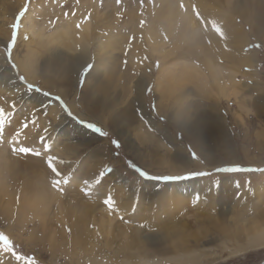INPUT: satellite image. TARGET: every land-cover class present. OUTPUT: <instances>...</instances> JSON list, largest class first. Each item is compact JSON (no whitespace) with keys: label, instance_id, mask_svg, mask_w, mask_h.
<instances>
[{"label":"rangeland","instance_id":"obj_1","mask_svg":"<svg viewBox=\"0 0 264 264\" xmlns=\"http://www.w3.org/2000/svg\"><path fill=\"white\" fill-rule=\"evenodd\" d=\"M23 1L0 0V147L7 152L17 142L24 147L29 134L30 147L41 156L20 155L30 173L24 177V168L16 181L35 183L26 193L31 201L27 213L21 200L9 204L0 190V236L25 256L17 262L0 240V264H96L91 260L96 254L103 264H263L264 248L248 243L255 230L264 228V219H257L264 214V0H185L207 10L199 13L205 23L197 20L199 10L193 11L198 30L163 33L152 26L131 29L130 37L121 30L108 39L94 17L99 25H112L124 18L121 11L90 7L84 9L93 21L88 42L81 41L84 31L76 27L82 17L74 6H64L69 0H26L24 8ZM13 22L19 26L15 47ZM212 22L222 29L223 39ZM210 32L221 41L209 42ZM85 52L88 59L78 57ZM25 63L30 74L23 70ZM162 92L167 98L160 103ZM204 116L211 119L210 136L196 152L188 133ZM48 142L50 152L42 147ZM192 152L199 159L193 160ZM48 156L59 162L64 183L59 191L51 184L39 194L40 182L29 165L36 176L46 172ZM227 168L242 171H223ZM140 169L157 177L206 175L166 181L144 179ZM47 178L56 179L54 174ZM246 184L251 185L247 190ZM13 188L17 198L23 186L13 182ZM80 191L96 194L84 198ZM109 196L115 201L111 211L104 203ZM78 198L94 205L87 216L90 230L105 236L96 240L105 253L90 259L87 251L67 245L72 219L63 220V227L59 221ZM117 212L122 215L107 228ZM108 233L114 236L108 235L112 245H107L113 249L101 243Z\"/></svg>","mask_w":264,"mask_h":264},{"label":"bare ground","instance_id":"obj_2","mask_svg":"<svg viewBox=\"0 0 264 264\" xmlns=\"http://www.w3.org/2000/svg\"><path fill=\"white\" fill-rule=\"evenodd\" d=\"M184 1L185 0H119V2H118V0H69L64 6H74L72 9L75 10V11L76 10L78 11L77 15L82 17V19H83L82 22H81V26H80V29L84 31V34L81 36V41L85 40V41L88 42L89 41V28L91 27V22L93 24V21H92V19H90L88 17L87 14L84 13V11H85L84 9H87V8H90V7H95L96 10H100V11H102L105 8H108V9L113 8V10L118 9V12L121 11L119 16L120 17H124V18L123 19L116 18L112 25L111 24L106 25V23H102L101 25H99V22L96 19V16L94 17V24L97 25V26H102L106 30V32H104V35H105L106 39L112 37L115 32H119L121 30H124V37H125L126 34L128 35V37H130L131 32H128L129 30H131V29H141V28L152 27V26H157L163 33H171L173 31L181 30V29H183V30H198V28H196L198 25H197L196 21L193 20V14H194L193 13V5L189 4L188 1H186V2H184ZM25 2H26V0L23 1L22 7L25 6ZM142 3H146V5L143 6ZM181 4L184 5V8L180 7ZM197 7L198 8H195V9L199 10L198 13L207 14V10L203 6H197ZM62 8H63V6H62ZM27 17L24 18L23 20L27 19ZM209 21H210V19L208 20V22ZM13 24H14V22H13ZM23 24L25 25V21L22 23V25L20 27L21 28V32L23 31L22 30ZM121 25H123L122 27L124 29L123 28H119V26H121ZM32 29H34V27H32L31 30ZM31 30H29L28 33L31 34ZM68 33H69V30H68L67 33L63 32V36H65V38H63V39L68 38ZM22 36L24 37V33H23ZM231 37H232V43H233V39L235 38V35H232ZM229 39H230V36L227 38V40L225 39L226 42L229 41ZM208 40H209V42H212V43L221 41V39L217 35H215L214 32H210L209 33ZM24 41H26V40H24ZM235 48H237V47L235 46ZM237 49H239V48H237ZM214 50L216 51V49H214ZM237 51H236V53L238 54ZM177 53H178L177 51L174 52L173 56H176ZM179 53H181V52H179ZM231 54H233V53L231 52ZM191 56H193L192 53H191ZM237 56H240V54H238ZM78 57L81 58V59H86V58L88 59L89 58V54H88V52H85V53H82V55H80ZM195 57H198V55L196 54ZM235 58H237V57H235ZM28 64H30V63H25L23 65V70L26 71V74H30V72H31L30 65H28ZM20 67L22 68V63H20ZM29 79L31 81H33L32 77H29ZM138 94H139V97H137V99H140V102H142V100L144 99L142 97V93L139 92ZM165 94H166L165 92H162V94L160 96L161 97L160 103H162V101L167 98V96ZM48 101H46V102H48ZM41 104H42V102H41ZM109 105H111V103L110 104L107 103V106H109ZM163 106H164V104H163ZM43 108H44V106H43ZM48 110H51V108L48 109ZM54 110H56V109L54 108ZM40 111H42V110L40 109ZM47 112H49V111H47ZM51 112H53V110ZM37 118L39 119V117H37ZM44 118H45V116H44ZM63 120H65V119L63 118ZM209 120H211L209 117L204 116L202 121L199 124L196 123V122H195V124H193L192 129L188 133V141L191 142L192 149L194 151H196V152H197V150L200 149V147H202V145H203L202 143L204 142V140L210 136L211 129H209L210 126L207 127V123H208ZM66 121H68V120L66 119ZM4 129L8 130L9 128L7 129V126H5ZM37 141H39V140H37ZM23 142H25L24 147H26V146L30 147V144L33 142V137H31V135L28 134V136L25 137ZM47 144L48 145H46V146H49L50 143L48 142ZM17 145H18V142L16 143L15 146H17ZM46 146H44V147L47 149ZM12 147H14V146H12ZM17 147H19V146H17ZM0 151H1V155H2V161H3V165H2V167L0 169V176L2 175V180H0L1 181L0 190L2 191L3 195H6L7 202L9 204H12V202H17L18 200H21V203H20L21 204V209H22V211L24 213H27L29 208H30L31 201L29 199H27V198L30 197V194H26V193H28V191L32 188V186H34L35 183L28 182L27 178L22 183H18L16 181V178H17V175H18L19 171H23L24 168H25L20 163L21 162V158L24 155H22V154H15L14 155V154H12V152H13L12 150L10 151L11 152L10 153V152L4 151L3 148L1 149V147H0ZM20 155H21V158H20ZM55 161H53V166H55L57 168L58 172H62V171H60L61 168L59 166V162H57V161L55 162ZM29 166H30L29 169L31 168L32 171H33L32 172V178H34L35 180H38V182H40L36 186L37 190H39L41 188L40 191H39V194H40L42 191H44L45 187H49V185L52 184V182H48V180H49L48 178L49 177L47 178V176L49 174H53V173L51 172L50 169H48V171H46V172L45 171H41L40 174H38L36 176L35 173H34V167L33 166L31 167V165H29ZM25 170H26V172L24 174H22V175L24 177H27L29 175V173H30L28 171V165L26 166ZM44 173H45V175H44ZM13 182L17 186L19 184L21 185V187L23 186V189L19 188L20 189L19 192L21 194H18L17 198H16L15 192L11 191L12 189H14L13 188ZM250 186H251L250 184H246V185H244V188L247 190V188H249ZM52 188H54V187H52ZM32 189H34V188H32ZM95 190H96V188H95ZM23 191H25V193ZM244 191L242 193H244ZM248 191L247 192L245 191V192L248 193ZM242 193H240V194H242ZM94 194H96V192L93 193V192H88V191H80V194L78 193V195L81 196V197L91 198V199H93L95 197ZM55 196H56V193L52 192V190H51V192H50V200L52 202H53V199H54ZM251 196L253 197V195H251ZM222 198H223V196H222ZM55 199H54V201H55ZM224 201H225V199L222 200V202H224ZM250 202H251V200L248 201V203H250ZM72 203L73 204H70V207H69L70 210H69V212L67 214V217L64 216L63 214H60L61 216L59 217L60 218L59 221L62 224L61 227H63L65 225L63 220H66V218H68V216L72 219L71 223L68 224V229H67L68 231L65 230V231H67V233L70 232L69 234H70V237H71L70 241L67 242L68 247L69 248L73 247V250H76L78 253H79V251H82V252L87 251V252H85V256L89 254V256H88L89 259H90V257H92L91 256L92 254L94 255V253H96V252L98 253V251L99 252L101 251V253H105V248H103L104 246L99 247L101 245L100 242L99 243L96 242V240H98V239H99V241H100V239L102 240V237H101L102 233H100L99 231H96V232L94 231L93 232V230H90L91 225L88 222V217L87 216L89 215V213L92 214L95 211V208L93 209L94 205L92 204V207H90V204H87L88 205L87 206L85 203L80 201L79 198L75 199L74 202H72ZM34 206L36 208H38V207L41 208V205L38 204V203L35 204ZM181 207H183V206H181ZM120 212L128 213L127 210H122ZM120 212H117L114 216L113 215L110 216V221H109L110 225L107 228H109V229L112 228L113 221H115L117 217L122 215V213H120ZM70 218H68L67 220H70ZM258 218L259 219H264V214L262 213L261 215H258L257 219ZM263 221H262L263 224H261V223L260 224L264 226V222ZM260 224H259V226H261ZM62 230H63V228H62ZM139 230L134 232V234H135V236L137 238H138V234L140 232ZM109 234L111 235L113 233H108L107 234L106 243H103L104 240L101 242L102 244H105V247L107 245H112L109 242V241H111V239H109L110 238ZM252 234H253L252 236L250 235L251 238L249 239L248 247L252 248V249L264 248V228L263 229H259V230H255V232L252 233ZM113 237L111 235V238H113ZM103 238H105V236H103ZM67 240H69V239H67ZM95 242L97 244H94ZM107 247L109 249H111V248L113 249L112 246H111V248H110V246H107ZM71 250H72V248H71ZM244 250H246V249H244ZM101 253H99V255ZM103 255H105V254H103ZM106 255H105V257H107ZM95 256H97V254L94 255V257H92L91 260H93V258H94L93 262H95L96 264H103V262H104V261H102L103 258L101 256H99V257L102 258V259L100 258V260H99V259H97L99 257H95ZM109 256L110 255H108V257ZM108 260H107V262H108ZM187 261H185V262L187 263ZM192 262L194 263V260Z\"/></svg>","mask_w":264,"mask_h":264},{"label":"snow or ice","instance_id":"obj_3","mask_svg":"<svg viewBox=\"0 0 264 264\" xmlns=\"http://www.w3.org/2000/svg\"><path fill=\"white\" fill-rule=\"evenodd\" d=\"M119 2V0H118ZM181 8H184V5L181 4L180 5ZM27 11V9H25L24 11H21L19 13L20 17L23 18L24 15H25V12ZM193 11L195 12L196 9H195V6H193ZM196 17H197V20H199L201 23H205V21L200 17L199 13L197 12L196 13ZM13 29H14V32H13V38L11 40V46L12 47H15L16 46V36L18 34V24H14L13 26ZM77 28L80 27L79 24L76 25ZM212 27H213V30L223 39L224 38V33L222 31V29L218 26H216L215 22H212ZM259 46V45H258ZM10 59V57H9ZM12 67H16V65H12ZM22 80L24 79L23 77H20ZM29 89H32L33 88V85L32 84H29L28 85ZM38 90V89H37ZM12 107L14 108L15 105H12ZM4 112V109L0 108V114H3ZM36 121H33V124H35ZM87 127L91 128L93 131L99 133L100 135H103V136H107L108 133L107 132H104L101 130V128L97 127L95 124L93 123H88L86 125ZM22 127L26 128L27 127V124H24L22 125ZM3 136H4V130L3 129H0V142H3ZM113 145L118 148L119 147V144L116 142V141H113L112 142ZM42 147H44V145L42 144ZM51 148L52 146H47V151H51ZM13 153L14 154H22L26 157L28 156H41V153L39 152H36L33 148L31 147H17V146H14L13 149H12ZM191 156H192V159L193 160H197L199 159V157L196 155L195 152H192L191 153ZM54 157L52 156H48L47 158V166L48 168L51 170V172L53 174H55V177L56 179H54L52 181V185L54 188H56L58 191L61 190V184L64 183V181H62V179L60 178V173L57 171V168L55 166H53V161H54ZM223 171H227V172H237V171H242V169H239V168H227V169H223ZM139 175L141 177H143L144 179H163V180H184V179H188L189 176L191 175H200V176H203V175H206V173L204 172H196V173H192L190 172L188 175H181V176H163V177H157V176H152V175H149L147 172L143 171V170H139ZM104 203L109 206V210L111 211L113 209V206L115 204V201L112 199L111 196H109L105 201ZM0 240H3V243H4V252L5 253H11V255L13 256V258L17 261V262H20V261H23L25 260V256L23 255H20L18 253H16L15 251H13V245L10 243L9 239L7 236H0ZM28 264H35V261L34 260H29L28 261Z\"/></svg>","mask_w":264,"mask_h":264},{"label":"water","instance_id":"obj_4","mask_svg":"<svg viewBox=\"0 0 264 264\" xmlns=\"http://www.w3.org/2000/svg\"><path fill=\"white\" fill-rule=\"evenodd\" d=\"M264 264V263H263Z\"/></svg>","mask_w":264,"mask_h":264}]
</instances>
